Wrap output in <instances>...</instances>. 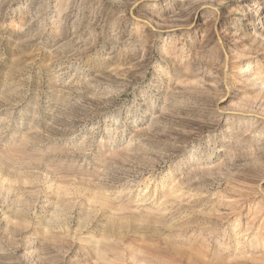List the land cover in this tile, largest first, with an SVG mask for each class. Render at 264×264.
<instances>
[{
  "label": "rangeland",
  "instance_id": "1",
  "mask_svg": "<svg viewBox=\"0 0 264 264\" xmlns=\"http://www.w3.org/2000/svg\"><path fill=\"white\" fill-rule=\"evenodd\" d=\"M0 264H264V0H0Z\"/></svg>",
  "mask_w": 264,
  "mask_h": 264
}]
</instances>
